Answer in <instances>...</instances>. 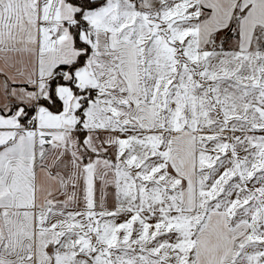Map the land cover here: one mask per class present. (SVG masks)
<instances>
[{"label":"snow or ice","instance_id":"obj_1","mask_svg":"<svg viewBox=\"0 0 264 264\" xmlns=\"http://www.w3.org/2000/svg\"><path fill=\"white\" fill-rule=\"evenodd\" d=\"M0 264H264V0H0Z\"/></svg>","mask_w":264,"mask_h":264}]
</instances>
